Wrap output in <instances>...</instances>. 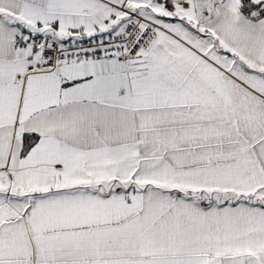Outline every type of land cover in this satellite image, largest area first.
Listing matches in <instances>:
<instances>
[{"label":"snow or ice","instance_id":"snow-or-ice-1","mask_svg":"<svg viewBox=\"0 0 264 264\" xmlns=\"http://www.w3.org/2000/svg\"><path fill=\"white\" fill-rule=\"evenodd\" d=\"M0 264H264V0H0Z\"/></svg>","mask_w":264,"mask_h":264}]
</instances>
